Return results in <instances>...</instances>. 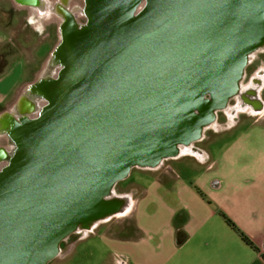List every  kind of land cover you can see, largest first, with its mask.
<instances>
[{"label": "water", "instance_id": "obj_1", "mask_svg": "<svg viewBox=\"0 0 264 264\" xmlns=\"http://www.w3.org/2000/svg\"><path fill=\"white\" fill-rule=\"evenodd\" d=\"M0 111V264H47L113 193L199 140L264 48V0H84Z\"/></svg>", "mask_w": 264, "mask_h": 264}, {"label": "rangeland", "instance_id": "obj_2", "mask_svg": "<svg viewBox=\"0 0 264 264\" xmlns=\"http://www.w3.org/2000/svg\"><path fill=\"white\" fill-rule=\"evenodd\" d=\"M73 1L71 5L73 7L76 3L82 5V0ZM40 22H34L32 27L29 26L23 20L22 12L14 11L7 0H0V30L10 39L0 44V55H3L5 60L6 56L10 55L7 59L9 68L17 63L19 58L24 62L21 64L19 80L21 83L16 91L41 72L43 63L58 40L57 25L54 22L47 24ZM253 59H256V64L253 68L246 69V77L240 82V86L247 84L257 68L264 69V54L256 56L253 53L249 60ZM12 98L14 97L10 96L0 106V111ZM242 109L245 107L230 101L225 108V114L220 113L216 122L205 130V139L195 143L197 148L203 149V159L186 148L180 153L184 156L165 161L157 170L132 168L128 177L115 185V190L122 195L128 192L126 197L131 207L133 200H136L133 216L129 221L131 225L126 228V233L133 238L134 243L125 247L123 244L110 241L109 237L102 243L97 235L80 244L78 253L72 257L71 263L107 264L108 247L111 245L117 246H111L114 251L127 254L136 255L141 250L142 257L152 260L156 254L152 231L159 227L163 229L167 227L170 222L169 209L176 206L178 201L181 205L185 203L189 208H194L200 203L199 197L209 203L205 191H212L214 195L219 196L235 189L230 184L232 179L246 176L253 171V166L248 167L249 150L258 148L255 153L253 152L255 154L253 158L264 159V134L258 130L264 126L263 114L253 117L236 113ZM232 110L234 113H231ZM234 127L236 128L232 130ZM9 145L10 142L5 135L0 134V146ZM213 181H221L220 187L212 188ZM143 238L146 240L144 244ZM65 261H54L51 264H65Z\"/></svg>", "mask_w": 264, "mask_h": 264}, {"label": "crops", "instance_id": "obj_3", "mask_svg": "<svg viewBox=\"0 0 264 264\" xmlns=\"http://www.w3.org/2000/svg\"><path fill=\"white\" fill-rule=\"evenodd\" d=\"M7 1L14 11L23 13V20L31 27L38 21L45 24L54 22L59 27L63 20L58 15L57 6L65 0ZM67 3L71 7L74 2L69 0ZM7 38L0 30V44L10 40ZM9 57L10 55L6 56L5 66L0 72V106L10 96L14 98L9 100L4 109L15 99L18 92L16 88L21 83L19 80L23 60L19 58V61L9 68ZM258 130L264 134V126ZM257 150L258 148H253L248 153V167L253 166V171L246 176H236L237 179H232L230 184L235 189L219 196L214 195L212 191H205L209 203L199 197L200 203L197 207L189 208L185 203L181 205L178 201L176 206L169 209L170 222L167 227L152 231L156 257L152 260L146 259L142 257L141 250L136 255L115 251L123 264H264V159L253 158ZM213 182L212 188L220 187L221 181ZM135 203L134 199L133 206ZM133 206L129 209L131 217ZM220 212L228 216L259 250L254 251L245 245L225 224L219 215ZM132 240L127 234L119 244L126 247L134 243ZM145 241L143 238L142 244Z\"/></svg>", "mask_w": 264, "mask_h": 264}, {"label": "flooded vegetation", "instance_id": "obj_4", "mask_svg": "<svg viewBox=\"0 0 264 264\" xmlns=\"http://www.w3.org/2000/svg\"><path fill=\"white\" fill-rule=\"evenodd\" d=\"M68 1L69 0L62 1V4L60 6L59 5L57 6L58 15H60L62 19L70 18L77 22H81V23L85 22L86 17L84 16V14H82V12L79 11V10H82V8L85 6L84 0H82V3H81L82 5L79 6V4L76 3L74 7L73 6L70 7L67 3ZM255 54L256 56L262 55L264 54V50L256 51ZM255 60L256 59L249 60L247 66L245 67L241 81L246 77V69L248 67L253 68L255 66L256 64ZM230 101L235 102V105L238 104L239 106L242 105V107H245V109L238 110L236 112L237 114H248L249 116H253V117H257L261 114H264V69L257 68L252 74V76L249 78V81L247 82V84L246 83L242 84L239 87L238 93L235 96L229 98V100L227 101L226 107L228 106V103ZM225 108L216 111L215 120L213 121V123L216 122L218 115L220 113L225 114ZM231 113H234V110H232ZM210 127L211 125L204 128L202 136L199 140L183 148L189 149L194 155H197L200 159H203L204 151L203 149L197 148L195 146V143L200 142L205 139L204 132L205 130H208ZM181 147L182 146H179L180 152L177 156L163 159L157 168H154V169L139 168V169L157 170L163 165L165 161L173 160L181 156H184V154H180ZM113 193L115 196L120 197L121 199L125 200L127 198L126 194L128 192H124L123 193L124 195H122L121 193H117L115 190V186H114ZM127 200L128 198L126 199V201H124V203L127 202ZM114 219H119L120 221L113 222L112 220ZM129 221H131V216L129 215V210H128L126 212H123L122 214H114L105 220L98 221L90 228H82V227L76 228L74 231L68 234L63 240H61V242L59 243L57 255L53 259H51L47 264H51L54 261H65V260H66L64 262L65 264H72L71 259L76 253H78L80 244L89 240L91 237H94L97 235H98L97 237L99 238V240L101 239L102 243H104L105 239L108 237L110 241L112 242H116V243L123 242V240L127 236L126 228L131 225ZM108 249L109 251H108L107 256L109 260L107 264H123V261L121 260L120 257L116 255V252L114 251L113 247L110 246L108 247Z\"/></svg>", "mask_w": 264, "mask_h": 264}, {"label": "trees", "instance_id": "obj_5", "mask_svg": "<svg viewBox=\"0 0 264 264\" xmlns=\"http://www.w3.org/2000/svg\"><path fill=\"white\" fill-rule=\"evenodd\" d=\"M5 63H6V60H5L4 56L0 55V64H1L0 72L2 71L3 67L5 66ZM219 215L222 217L225 224L238 235L240 240L245 245L249 246L254 251L259 250L258 247L253 243V241L247 235H245L228 216H226L224 213H221V212L219 213Z\"/></svg>", "mask_w": 264, "mask_h": 264}, {"label": "bare ground", "instance_id": "obj_6", "mask_svg": "<svg viewBox=\"0 0 264 264\" xmlns=\"http://www.w3.org/2000/svg\"><path fill=\"white\" fill-rule=\"evenodd\" d=\"M184 150V148L183 147H181V151H183Z\"/></svg>", "mask_w": 264, "mask_h": 264}]
</instances>
